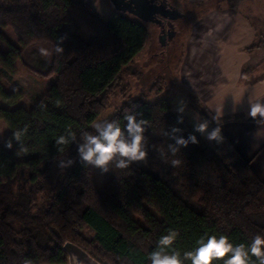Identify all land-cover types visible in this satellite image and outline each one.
Instances as JSON below:
<instances>
[{
    "label": "trees",
    "instance_id": "16d2710c",
    "mask_svg": "<svg viewBox=\"0 0 264 264\" xmlns=\"http://www.w3.org/2000/svg\"><path fill=\"white\" fill-rule=\"evenodd\" d=\"M21 2L0 0V28L13 32L17 42L0 31L8 46L0 52V120L10 130L7 139L27 127L26 152L15 141L12 149L0 144V264H68V242L103 264H149L148 253L168 228L179 230L175 247L181 251L205 233L227 234L234 243L264 234V181L251 164L232 148L218 155L187 116L178 124L169 102L151 103L148 95L131 99L111 117L134 104L149 120L146 160L110 169L113 180L100 192L94 168L79 162L76 145L60 152L55 138L69 129H91L108 109L124 69L147 45L146 24L117 12L103 19L79 0ZM81 29L92 34L90 41L79 35ZM61 41L64 53L49 62L37 54L38 46L52 49ZM19 63L43 78L57 76L30 110L20 105V90L7 93L2 85ZM257 76L244 71L240 85ZM161 86L157 79L151 92L160 94ZM200 115L211 119L204 110ZM173 126L185 137L195 134L199 143L173 155L167 145L174 141L165 135ZM67 158L76 162L61 169L59 160ZM173 159L181 163L174 166ZM87 228L95 232L91 240L81 234Z\"/></svg>",
    "mask_w": 264,
    "mask_h": 264
},
{
    "label": "crops",
    "instance_id": "0c3cea01",
    "mask_svg": "<svg viewBox=\"0 0 264 264\" xmlns=\"http://www.w3.org/2000/svg\"><path fill=\"white\" fill-rule=\"evenodd\" d=\"M187 1L199 10L188 39L187 86L204 101L208 114L223 108L224 145L264 181V120L247 115L249 95L264 100V46L254 49L264 44V0ZM246 70L258 76L241 86ZM241 99L234 110L233 100Z\"/></svg>",
    "mask_w": 264,
    "mask_h": 264
},
{
    "label": "clouds",
    "instance_id": "9594fccd",
    "mask_svg": "<svg viewBox=\"0 0 264 264\" xmlns=\"http://www.w3.org/2000/svg\"><path fill=\"white\" fill-rule=\"evenodd\" d=\"M64 53L62 41L54 45L52 49L39 47L37 54L43 58H50L54 54ZM243 99V98H242ZM234 101L236 106L242 103ZM247 115L255 120H264V100L247 98ZM136 106L125 107L122 114L115 118H105L94 123L91 129H83L77 133L71 129L55 138V144L60 146L58 151L63 152L64 146L75 144L79 162L84 166H90L101 170L103 173L110 169H127L134 162H144L148 155L147 138L150 122L143 114L135 110ZM187 104L180 100L175 111L177 112V123H183ZM211 119L199 113L194 114V132L205 135L208 141L217 144L224 142L223 135V108L210 111ZM216 126L210 129V124ZM182 129L173 126L170 132H165L174 143L167 145L168 151L173 155L180 152L182 147L198 144L199 140L195 134L187 137L181 135ZM27 132V127L12 131L11 137L5 141L4 146L13 148V141L19 143L20 151H27L22 144V137ZM76 161L73 158L59 160L61 169L72 166ZM172 165L181 163L179 159H173ZM180 232L177 228H168L162 233L155 247L148 253L149 264H264V234H256L250 242L234 243L224 233L219 235L205 233L196 239L194 246L185 251L175 247ZM25 264H31L25 260ZM70 264H78L77 257L71 255Z\"/></svg>",
    "mask_w": 264,
    "mask_h": 264
},
{
    "label": "rangeland",
    "instance_id": "374dc122",
    "mask_svg": "<svg viewBox=\"0 0 264 264\" xmlns=\"http://www.w3.org/2000/svg\"><path fill=\"white\" fill-rule=\"evenodd\" d=\"M79 2L91 13L99 15L103 19H109L116 12L109 0H79ZM168 2L177 6L186 15L184 20H179L176 23V37L170 43L169 48H163L159 42V27L155 24H146L149 34L145 49L135 58L132 64L124 69L120 88L110 99L108 109L102 113L97 121L113 117L123 104L129 102L131 99L142 96V94L148 95V101L151 103L159 101L169 102L173 107L174 113H177L175 109L179 101L184 100L187 104L184 115L188 117L192 126H194V114H201V111H205L204 101L186 83L187 65L185 64V60L189 55L188 39L194 17L196 16L195 14L199 10L191 9L187 0H169ZM21 3H24L23 0ZM0 31L11 42L17 43L12 34L13 32L11 33L10 30L2 28H0ZM79 35L85 41L92 39V34L86 29H81ZM42 46L50 48L47 44L40 45L38 48ZM7 50V44L0 39V52L6 53ZM164 50H169L168 54ZM40 58L47 60V62L50 61V58H43L41 56ZM29 62L31 61L29 60ZM18 65V71L15 76L3 78V89L7 93L20 90L24 95L20 105L30 110L44 99L49 88L56 81L57 76L43 78L32 73L22 64L19 63ZM157 79H161L162 81V91L160 94H157V90L151 92L153 84ZM200 80L204 81L203 77H200ZM1 104L5 106L3 102ZM206 114L211 118L207 112ZM213 124V127H215L216 124ZM9 132L7 124L0 120V144L5 142ZM201 136L204 138L206 144L216 151L218 155L221 156L230 152L228 146L224 145V142L217 144L215 141H208L205 135ZM94 174L96 186L100 192L113 180V174L110 171L103 173L101 170L94 168ZM81 234L84 238L91 240L94 238L95 232L87 228Z\"/></svg>",
    "mask_w": 264,
    "mask_h": 264
},
{
    "label": "water",
    "instance_id": "95a60500",
    "mask_svg": "<svg viewBox=\"0 0 264 264\" xmlns=\"http://www.w3.org/2000/svg\"><path fill=\"white\" fill-rule=\"evenodd\" d=\"M115 11L120 14L134 17L144 24H155L159 26V42L163 48H169L170 43L176 37L177 31L174 25L172 30H165L162 19L176 21L185 17V14L167 0H109ZM68 255L70 264L71 255H75L78 264H103L92 257L87 251L78 245L68 242L63 247Z\"/></svg>",
    "mask_w": 264,
    "mask_h": 264
},
{
    "label": "flooded vegetation",
    "instance_id": "af4514ba",
    "mask_svg": "<svg viewBox=\"0 0 264 264\" xmlns=\"http://www.w3.org/2000/svg\"><path fill=\"white\" fill-rule=\"evenodd\" d=\"M185 18H186V15H185L184 18L179 19V20H184ZM179 20H176V21H170V20H168V19H162L164 29L167 30V31H168V30H172V29H171V26L174 25V28H175V30H176V23H177ZM158 27H159V26H158ZM159 29H161V28L159 27ZM164 51H165V50H164ZM168 52H169V50H166V51H165L166 54H168Z\"/></svg>",
    "mask_w": 264,
    "mask_h": 264
}]
</instances>
